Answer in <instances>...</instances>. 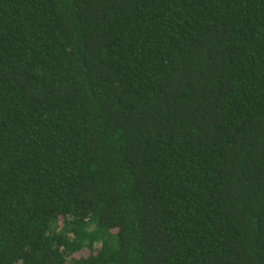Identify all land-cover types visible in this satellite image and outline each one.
Wrapping results in <instances>:
<instances>
[{"label": "trees", "instance_id": "obj_1", "mask_svg": "<svg viewBox=\"0 0 264 264\" xmlns=\"http://www.w3.org/2000/svg\"><path fill=\"white\" fill-rule=\"evenodd\" d=\"M0 264H264V0H0Z\"/></svg>", "mask_w": 264, "mask_h": 264}]
</instances>
